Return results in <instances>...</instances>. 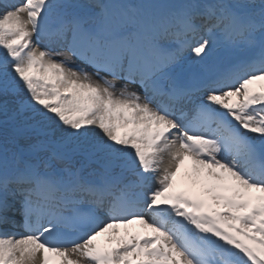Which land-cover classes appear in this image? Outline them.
Masks as SVG:
<instances>
[{
  "label": "snow or ice",
  "instance_id": "obj_1",
  "mask_svg": "<svg viewBox=\"0 0 264 264\" xmlns=\"http://www.w3.org/2000/svg\"><path fill=\"white\" fill-rule=\"evenodd\" d=\"M0 49V264H264V0H0Z\"/></svg>",
  "mask_w": 264,
  "mask_h": 264
},
{
  "label": "bare ground",
  "instance_id": "obj_2",
  "mask_svg": "<svg viewBox=\"0 0 264 264\" xmlns=\"http://www.w3.org/2000/svg\"><path fill=\"white\" fill-rule=\"evenodd\" d=\"M258 1V0H257ZM36 40H37V37L34 35L33 36V41L34 42H36ZM57 43H53V44H51V45H56ZM41 47H43V45H41ZM0 50H2V49H0ZM87 71V70H86ZM95 73H96V71H95ZM95 73L93 72V71H91L90 72V74H92L93 75V77L94 78H96V79H98L99 77H97L96 75H95ZM259 83V82H258ZM116 84H117V87H122L123 86V84H124V82H121L120 80H117L116 81ZM133 86V88L135 89V91H137V92H141L142 94H143V90L142 89H140L139 87H136V86H134V85H132ZM1 102V101H0ZM188 108L189 109H191L192 108V105H188ZM3 138H4V136H2V134H0V141H2L3 140ZM181 172L177 175V177H176V181H175V185H174V188L175 187H178V185H180V184H183V183H187V184H189V185H192L193 184V176H192V164L191 165H189V166H187V168H185V169H183L182 167H181ZM156 186V184H155V180H153V187H155ZM129 228H131V225H128V226H121L120 227V235H124L127 231H128V229ZM147 228V227H146ZM148 229V228H147ZM149 231L151 232V230L149 229ZM111 233V232H110ZM110 233H109V235H110ZM107 241H108V238H106V237H104V238H101V239H97V242H102V243H107Z\"/></svg>",
  "mask_w": 264,
  "mask_h": 264
},
{
  "label": "rangeland",
  "instance_id": "obj_3",
  "mask_svg": "<svg viewBox=\"0 0 264 264\" xmlns=\"http://www.w3.org/2000/svg\"><path fill=\"white\" fill-rule=\"evenodd\" d=\"M129 0H113L114 3H122L124 5H127V2ZM83 3H87L88 0H82ZM133 2V6H148V5H152V6H164V5H171V4H168V1L166 0H132ZM183 3V2H182ZM59 49V48H57ZM0 54H3V50H0ZM17 98H21V99H26L27 98V93L26 92H23L21 91L18 96H9V97H3V96H0V101L3 102L5 99H10V100H14V99H17ZM0 115H3V114H0ZM23 141V140H21Z\"/></svg>",
  "mask_w": 264,
  "mask_h": 264
}]
</instances>
